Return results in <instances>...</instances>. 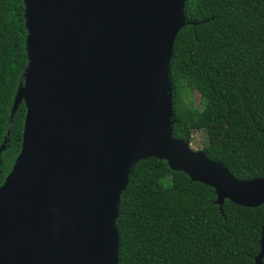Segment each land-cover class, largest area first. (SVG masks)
Listing matches in <instances>:
<instances>
[{
    "label": "water",
    "instance_id": "water-1",
    "mask_svg": "<svg viewBox=\"0 0 264 264\" xmlns=\"http://www.w3.org/2000/svg\"><path fill=\"white\" fill-rule=\"evenodd\" d=\"M185 1L23 0L27 65L10 115L21 101L26 113L0 184V264H117L120 195L148 157L211 186L219 205L264 202V177L236 179L172 136ZM263 253L264 223L256 264Z\"/></svg>",
    "mask_w": 264,
    "mask_h": 264
},
{
    "label": "trees",
    "instance_id": "trees-1",
    "mask_svg": "<svg viewBox=\"0 0 264 264\" xmlns=\"http://www.w3.org/2000/svg\"><path fill=\"white\" fill-rule=\"evenodd\" d=\"M183 12L169 63L172 136L223 123L222 145L200 151L236 179L264 177V0H186ZM25 39L23 0H0V184L21 149L24 102L10 114ZM215 198L163 159L138 160L119 199L117 264H256L264 202Z\"/></svg>",
    "mask_w": 264,
    "mask_h": 264
},
{
    "label": "rangeland",
    "instance_id": "rangeland-1",
    "mask_svg": "<svg viewBox=\"0 0 264 264\" xmlns=\"http://www.w3.org/2000/svg\"><path fill=\"white\" fill-rule=\"evenodd\" d=\"M193 99L198 101V94H193ZM225 131L223 123L210 125L206 129L194 130L188 139L189 147L192 150H200L206 144L221 146V133Z\"/></svg>",
    "mask_w": 264,
    "mask_h": 264
}]
</instances>
